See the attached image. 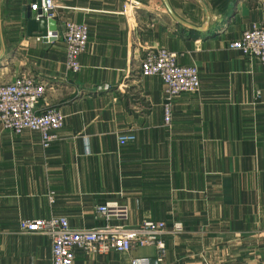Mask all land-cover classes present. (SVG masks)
<instances>
[{"label": "crops", "instance_id": "0c3cea01", "mask_svg": "<svg viewBox=\"0 0 264 264\" xmlns=\"http://www.w3.org/2000/svg\"><path fill=\"white\" fill-rule=\"evenodd\" d=\"M32 1L0 0V83H45L38 108L59 109L64 126L44 149L39 133L0 123V264H52L51 238L20 227L52 216L73 228L165 221L160 264H264V72L230 46L264 26V0H169L187 25L163 0H58L53 41L27 34ZM66 21L89 26L77 72L66 66ZM161 47L201 78L199 91L172 101L169 123L163 81L141 74L145 53ZM110 201L127 218L97 213ZM157 253L75 248L74 264H156Z\"/></svg>", "mask_w": 264, "mask_h": 264}, {"label": "built area", "instance_id": "2783aa9c", "mask_svg": "<svg viewBox=\"0 0 264 264\" xmlns=\"http://www.w3.org/2000/svg\"><path fill=\"white\" fill-rule=\"evenodd\" d=\"M131 8L138 3L127 2ZM58 0H33L30 9L35 17L56 18ZM125 11L127 6L125 5ZM89 26L86 23L66 21L63 38L66 44V66L77 72L81 69L80 56L86 50L89 40ZM231 48L250 58L260 61L264 72V26L254 24L245 30L239 40L231 43ZM141 74L161 78L166 90L167 102L164 105L165 121L172 118V101L185 92H197L201 87L199 68L195 65H182L177 61V53L166 48L148 50L141 64ZM47 85L32 75H19L14 80L0 83V123L14 133L31 130L39 133L41 145L47 149L58 138L57 132L64 126V115L56 107L45 110L38 103L46 93ZM134 135H123L120 140H133ZM97 213L107 221L112 218L125 219L127 208L118 201H110L96 207ZM20 227L24 231L40 232L51 238L52 264H74V250L81 248L86 253H122L139 247L153 246L158 253L156 264L165 256V243L162 236L167 225L162 220H145L136 227L107 222L93 228H73L63 216L50 218L23 219ZM183 230L182 222L173 224L174 232ZM133 264H151L148 258L134 259Z\"/></svg>", "mask_w": 264, "mask_h": 264}, {"label": "water", "instance_id": "95a60500", "mask_svg": "<svg viewBox=\"0 0 264 264\" xmlns=\"http://www.w3.org/2000/svg\"><path fill=\"white\" fill-rule=\"evenodd\" d=\"M200 1V0H199ZM166 8L172 17L181 24L187 25L181 18H179L171 8L169 0H163ZM27 19V34L29 36L38 35L43 38L44 41H53L57 38V20L54 18L47 19L45 17H40L39 19L35 17V11H32L29 7L25 8V13L23 15Z\"/></svg>", "mask_w": 264, "mask_h": 264}, {"label": "rangeland", "instance_id": "374dc122", "mask_svg": "<svg viewBox=\"0 0 264 264\" xmlns=\"http://www.w3.org/2000/svg\"><path fill=\"white\" fill-rule=\"evenodd\" d=\"M129 1V0H128ZM133 3H138V5L140 4V1L139 0H132ZM140 6V5H139ZM142 248V247H139V249ZM132 264H133V261H132Z\"/></svg>", "mask_w": 264, "mask_h": 264}]
</instances>
